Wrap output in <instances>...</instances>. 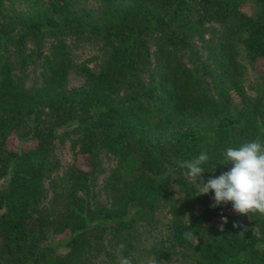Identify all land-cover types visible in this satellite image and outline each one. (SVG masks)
<instances>
[{
  "label": "trees",
  "instance_id": "16d2710c",
  "mask_svg": "<svg viewBox=\"0 0 264 264\" xmlns=\"http://www.w3.org/2000/svg\"><path fill=\"white\" fill-rule=\"evenodd\" d=\"M15 1L27 9L5 12ZM99 2L89 10L74 0H0V264H88L107 231L129 250L134 226L152 223L163 208L170 238L197 264H264V216L238 214L231 203L210 207L214 193L196 196L198 182L182 167L206 152V182L230 169L228 147L264 143V75L257 96L247 98L237 59L241 47L252 66L264 62V0ZM68 35L104 47L98 72L74 65L62 39ZM45 36L55 41L41 56ZM192 40L206 52L211 67L201 66L217 98L182 60ZM36 56L40 85L26 88L24 72ZM73 70L83 85L69 89ZM230 91L242 107L232 105ZM62 127H73L74 158L86 162L51 179ZM11 138L32 145L15 148ZM102 152L116 159L105 180L108 206L88 197L90 179L103 173ZM153 252L161 264L165 254Z\"/></svg>",
  "mask_w": 264,
  "mask_h": 264
},
{
  "label": "rangeland",
  "instance_id": "374dc122",
  "mask_svg": "<svg viewBox=\"0 0 264 264\" xmlns=\"http://www.w3.org/2000/svg\"><path fill=\"white\" fill-rule=\"evenodd\" d=\"M75 7L86 8L89 10H96L100 7L99 0H74ZM46 2V0H45ZM27 8L23 2L15 1L13 3L6 2L5 12L20 13L24 12ZM242 11L245 13H250V9L247 6L242 7ZM67 51L70 53L71 59L75 66L81 64H86L93 72H98L100 70L103 57L105 54L104 47L95 40H81L74 36L62 37ZM55 41L50 36H45L43 40V46L40 49L41 56L48 53L50 45ZM30 48L32 45L29 43ZM192 51L183 50L181 51V57L184 64L189 67L195 74L202 76L203 81L208 86L209 93L217 98L214 94L212 83L208 76L204 75L202 70V64H206L211 67L209 60L207 59L206 52L204 51L202 45L197 40L191 41ZM153 52V48L151 49ZM238 62L243 67V77L242 85L247 98H255L257 96V86L259 83L260 76L264 75V62H259L256 66L250 64L249 59L246 56L244 50L239 47L238 52ZM153 61V58H152ZM41 58L35 57L34 61L26 67L24 72V85L26 88H31L33 86L40 85V72H41ZM152 71V70H150ZM148 72L142 74V79L146 78ZM83 85V78L77 74L76 71H71L69 73L68 88L74 89L79 88ZM230 100L233 106L242 107V102L240 97L234 92H229ZM73 127H62L55 131V141H54V152L53 155L57 160L59 167L51 174V179L60 178L65 170L73 162H76L81 167L85 166L86 160L77 156L74 158V151L71 148L72 141L76 138L75 134H71L70 130ZM10 145L15 148L27 149L32 145L30 143H20L17 139L11 138ZM103 173L93 176L90 179V193L88 197L92 200V203L100 202L104 206H108L109 201L105 194V180L109 175V172L116 165V159L102 152L100 155ZM185 177H188L187 172H185ZM177 175H172V182L170 189L175 198L179 196L177 182ZM2 182L0 181V188ZM46 196L44 197L43 205L48 206L49 201L53 194L52 185L49 180L45 181ZM170 216L166 209H161L155 214V218L152 223L139 222L137 223L130 236L132 247L129 250L121 251L115 244V241L107 231V234L103 240L102 251L94 257L90 258L88 264H120L121 257L128 258L131 264H159L156 262L154 250H160L162 254L161 264H197L194 259L189 255L188 252L184 251L180 247L174 244L170 238L168 222Z\"/></svg>",
  "mask_w": 264,
  "mask_h": 264
},
{
  "label": "clouds",
  "instance_id": "9594fccd",
  "mask_svg": "<svg viewBox=\"0 0 264 264\" xmlns=\"http://www.w3.org/2000/svg\"><path fill=\"white\" fill-rule=\"evenodd\" d=\"M223 155L230 169L218 177H209L206 182L202 167L210 159L206 152L183 162L182 167L188 170V177L198 182L196 196L213 192L214 203L210 207L231 203L233 211L238 214L264 216V143L259 139L246 141L239 147H228ZM226 223L227 218L223 217L221 231ZM185 238L192 239V233L186 232ZM118 247L122 251L125 245L121 243ZM120 264H131V261L121 257Z\"/></svg>",
  "mask_w": 264,
  "mask_h": 264
}]
</instances>
